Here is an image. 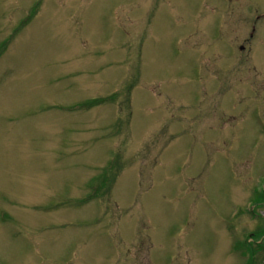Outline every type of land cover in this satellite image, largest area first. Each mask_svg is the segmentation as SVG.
<instances>
[{"label": "rangeland", "instance_id": "374dc122", "mask_svg": "<svg viewBox=\"0 0 264 264\" xmlns=\"http://www.w3.org/2000/svg\"><path fill=\"white\" fill-rule=\"evenodd\" d=\"M0 264H264V0H0Z\"/></svg>", "mask_w": 264, "mask_h": 264}, {"label": "flooded vegetation", "instance_id": "af4514ba", "mask_svg": "<svg viewBox=\"0 0 264 264\" xmlns=\"http://www.w3.org/2000/svg\"><path fill=\"white\" fill-rule=\"evenodd\" d=\"M253 36H254V35L252 34V35H251V37H253ZM243 48H244V47H242V48H241V49H242V51L244 50Z\"/></svg>", "mask_w": 264, "mask_h": 264}]
</instances>
